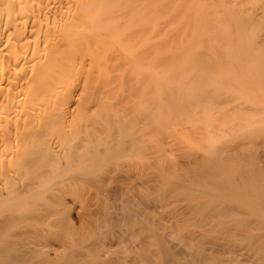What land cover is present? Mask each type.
<instances>
[{
  "label": "bare ground",
  "instance_id": "bare-ground-1",
  "mask_svg": "<svg viewBox=\"0 0 264 264\" xmlns=\"http://www.w3.org/2000/svg\"><path fill=\"white\" fill-rule=\"evenodd\" d=\"M261 6L0 0V264H264Z\"/></svg>",
  "mask_w": 264,
  "mask_h": 264
},
{
  "label": "rangeland",
  "instance_id": "rangeland-1",
  "mask_svg": "<svg viewBox=\"0 0 264 264\" xmlns=\"http://www.w3.org/2000/svg\"><path fill=\"white\" fill-rule=\"evenodd\" d=\"M262 6H263V5H262ZM262 6H261V8H264V7H262ZM79 199H80V198H79ZM82 199H83V198H82ZM69 200H70L71 203L73 202L71 198H70ZM80 200H81V199H80ZM83 201H84V200H83ZM76 202H77V203H75V201H74V203H75L76 205H75L74 203H72V204H74V206H75V207L73 206L74 210H73V212H72V217H73V220H74V221H76V222L79 221V222H80L81 219H79V217L81 218V215H82V214H85V212L83 213L84 210L82 211V209H81V207H80V204H82V203H84V202H81V203H80L79 200H77ZM84 205H87V203H85ZM84 216H85V215H84Z\"/></svg>",
  "mask_w": 264,
  "mask_h": 264
}]
</instances>
